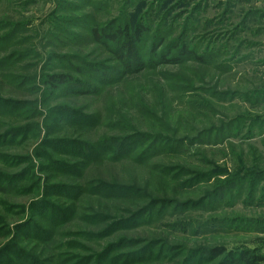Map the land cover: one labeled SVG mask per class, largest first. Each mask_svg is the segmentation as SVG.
<instances>
[{
  "label": "rangeland",
  "instance_id": "rangeland-1",
  "mask_svg": "<svg viewBox=\"0 0 264 264\" xmlns=\"http://www.w3.org/2000/svg\"><path fill=\"white\" fill-rule=\"evenodd\" d=\"M263 11L258 0H0V58L14 61L0 63V133L7 129L15 140L21 132L27 140L0 150L43 157L40 167L49 165L54 183L49 197L76 208L47 229L53 247L70 242L96 261L121 237L177 248L170 258L144 264H183L186 252L220 245L264 255ZM139 22L140 60L128 67L121 43L108 34L114 24ZM47 74L82 85L52 90ZM57 112L72 113L64 122ZM30 127L35 131H24ZM127 137L139 149L152 141L173 147L161 146L145 160L136 153L116 157ZM74 148L81 154H71ZM26 164L7 167L0 159L8 172ZM252 170L261 178L252 179L257 186L249 199L239 187ZM222 186L230 196L213 203ZM27 191L0 193V247L16 232L20 246L37 245L21 242L18 227L3 229L5 222L13 229L29 220L10 207H28Z\"/></svg>",
  "mask_w": 264,
  "mask_h": 264
},
{
  "label": "trees",
  "instance_id": "trees-1",
  "mask_svg": "<svg viewBox=\"0 0 264 264\" xmlns=\"http://www.w3.org/2000/svg\"><path fill=\"white\" fill-rule=\"evenodd\" d=\"M143 24L139 22L135 28H132L129 25L126 26H117L113 25L114 32L108 34V41H113V43H121V57L127 63V66L130 67V63L133 62L134 59L139 61V54L135 49V45L139 43L138 41L141 39L144 29L142 27ZM102 32L100 30H94V33L98 36V34ZM120 37H125L128 40L122 39ZM186 48L184 49V53L186 55ZM16 54V53H15ZM13 54L12 57L16 55ZM198 55V54H197ZM198 60H203L201 56L197 57ZM8 59V60H7ZM9 58H0V63H4L8 65H14V61ZM167 62L175 61V59H167ZM73 82L79 84L75 85L81 86L82 84L76 80H72L66 74H47L46 75V84L52 88V90H61L62 87L68 86L69 84L73 85ZM1 101V100H0ZM2 104V103H0ZM3 107V106H1ZM38 106L36 105V109ZM3 113V112H0ZM61 112H57V115L61 118V121L66 122L64 117L69 116V113L72 112H63L60 116ZM64 115V116H62ZM241 122H238L240 124ZM39 127V126H38ZM36 127V128H38ZM62 124H60V128ZM24 131H35L32 127L28 128ZM13 133V132H12ZM28 133V132H26ZM18 140L15 139V136L5 130V132L0 133V148H5L11 145H19L26 144L27 140L23 133L17 132ZM144 136H147L144 134ZM132 137H127L119 146L115 148L116 157H123L125 155H129L131 153H136L139 158L149 159L153 157L158 150H162L161 146L167 145L170 142H166L165 144H161L163 141H159L157 144H153V141L149 144H146V147L139 149V143H137ZM154 140H160L161 138L154 137ZM23 142V143H22ZM112 145V144H111ZM109 145V146H111ZM173 147V145L170 143ZM166 148V147H165ZM93 151V149H92ZM1 153L2 150H0ZM91 152V151H90ZM71 154L80 155V151L77 148L70 150ZM102 153V152H101ZM41 155L47 156L48 154L40 151ZM32 156L30 152L27 154H5L3 153V159L0 156V159L4 161V165L7 167L19 168L23 164L27 163L25 167L21 170H17L18 172H8L3 169H0V193L7 194H18L21 190H28L26 193H30L28 195H33L32 200L29 203V206L26 205H14L10 206L14 207L15 212L22 216H30L29 220H20L15 227L12 229L9 222H5L3 229H6V233H13L14 229L17 227L20 231L24 233L21 238L26 242L35 241L37 245L31 250L26 249L25 247L20 246V244L16 243V234L15 233L13 240L8 244L0 247V264H144L145 262H149L150 260L162 261L167 257H172L174 251L177 248H169L164 246L161 242H149L146 245H141L140 242L134 239H130L129 237H121L117 241L112 242L105 253L98 257L97 261L94 255L82 254L78 250H72L70 248L71 243L65 244L67 248L64 249H56L53 247L55 241L52 240L53 233L51 229L55 226L60 225V223L65 219L68 215L74 214L76 212V208L72 207L68 203H58L52 201L49 197L50 188L54 185L53 178H50L49 165L47 168L40 167V163L38 159L43 157L40 156ZM61 160H56V163H60ZM77 165L78 163L72 162ZM79 165V164H78ZM77 165V166H78ZM52 166H55L52 163ZM46 169V177H42V170ZM168 170H172L171 168H164V172H168ZM173 171V170H172ZM48 175V176H47ZM261 173L258 171H250L248 173V182L239 187V191L248 189L249 191V199H251V193L254 191L253 187L257 186V183L251 185L252 179L256 178ZM49 177V178H48ZM200 177H206L205 175H200ZM210 177V176H209ZM208 177V179H209ZM240 177H237L238 179ZM46 180V188L42 191L43 182ZM48 180V181H47ZM234 180L233 182H235ZM42 182V183H41ZM196 183V182H195ZM231 183V182H230ZM191 183L190 185H192ZM51 185V187H48ZM58 188L69 187L64 186L63 183L55 184ZM185 187V185L183 186ZM227 193V195H226ZM22 194V193H21ZM214 194L216 197L213 199V203H217L218 201L225 200L226 197L230 196V191L223 190V186L215 189ZM232 197V195H231ZM8 204V203H7ZM142 212L144 210H141ZM141 212V213H142ZM41 217L45 220L44 224L37 223L35 220ZM138 217H141V214H137L134 220ZM25 218V217H24ZM0 221L2 224L4 223V218L0 217ZM1 224V225H2ZM78 235V234H77ZM111 234H107L105 237H109ZM137 245H141L138 248ZM178 247L185 248L184 245H180ZM202 251V252H201ZM166 252V253H165ZM170 252V253H168ZM194 253V252H192ZM187 259L184 260L183 264H201V261H205L210 264H262L264 263V255L257 253L251 249H242L240 251L228 250L227 247L220 245L210 247L209 249L199 250L194 254H187Z\"/></svg>",
  "mask_w": 264,
  "mask_h": 264
},
{
  "label": "crops",
  "instance_id": "crops-1",
  "mask_svg": "<svg viewBox=\"0 0 264 264\" xmlns=\"http://www.w3.org/2000/svg\"><path fill=\"white\" fill-rule=\"evenodd\" d=\"M262 1H264V0H262ZM261 0H258V2H262ZM263 4V3H262ZM264 12V11H263Z\"/></svg>",
  "mask_w": 264,
  "mask_h": 264
}]
</instances>
